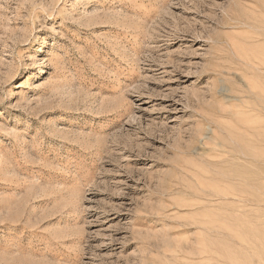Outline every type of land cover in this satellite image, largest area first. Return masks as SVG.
<instances>
[{
    "label": "rangeland",
    "instance_id": "1",
    "mask_svg": "<svg viewBox=\"0 0 264 264\" xmlns=\"http://www.w3.org/2000/svg\"><path fill=\"white\" fill-rule=\"evenodd\" d=\"M0 264H264V0H0Z\"/></svg>",
    "mask_w": 264,
    "mask_h": 264
}]
</instances>
